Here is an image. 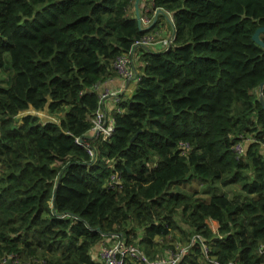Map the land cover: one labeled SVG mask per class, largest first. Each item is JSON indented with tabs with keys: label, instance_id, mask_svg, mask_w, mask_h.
<instances>
[{
	"label": "trees",
	"instance_id": "16d2710c",
	"mask_svg": "<svg viewBox=\"0 0 264 264\" xmlns=\"http://www.w3.org/2000/svg\"><path fill=\"white\" fill-rule=\"evenodd\" d=\"M148 2L173 19V41L157 51L135 44L157 40L164 15L140 28L135 0H0V264H101L92 251L104 236L153 264L183 245L177 264H264V47L253 39L264 0ZM131 50L134 93L119 94L109 138H86L95 86ZM45 106L58 122L17 117ZM193 180L213 190L181 189Z\"/></svg>",
	"mask_w": 264,
	"mask_h": 264
},
{
	"label": "built area",
	"instance_id": "2783aa9c",
	"mask_svg": "<svg viewBox=\"0 0 264 264\" xmlns=\"http://www.w3.org/2000/svg\"><path fill=\"white\" fill-rule=\"evenodd\" d=\"M156 12V10H154ZM167 15L170 17V20L173 21L171 13L169 11H166ZM142 22L147 23V19L145 16L141 18ZM172 36L167 38H158L156 40V36H150L146 35L142 37L141 39L137 40L135 47L139 46H147L149 44H156V43H162L164 42L165 45L163 48H167L172 42ZM134 49V48H133ZM135 60H140L139 54L135 53L134 50H131L127 53H122L116 56V58L112 62V66L114 71L117 73V75L128 81H136L138 82L141 75L140 66L139 68L135 65ZM141 64V60H140ZM100 84H97L95 86V89ZM119 91L114 89L105 88L101 93H99V107L95 110L93 117H92V126L90 128V131L93 133V137L89 136V134L86 135V138H102L107 139L109 138L114 131V118H110L107 113L105 112L103 108L104 100L109 97L113 96L115 98V101L118 103L119 101ZM76 142L80 145H84L90 155H95V148L91 146L89 139H83L80 137L76 138ZM181 151L182 154H187L190 147L189 143H181ZM234 151L238 155H242L245 150V144L242 142V140L237 141L233 145ZM119 180V177L117 175H112L111 180L108 182V186L114 187L117 181ZM197 238L201 239L202 235L199 233H195L192 237V241L194 242ZM205 248H207V245H204ZM189 250V245L185 246H178L176 250H170L166 256H163L161 259L162 264H177L180 258L184 253H187ZM12 257V256H11ZM127 258H133L136 260H139L141 262L153 264L154 261H150L149 258L143 253V251L133 245L126 243L125 240L118 236L115 240L111 241L110 238L104 236L103 240L100 244L99 249V262L101 264H125V261ZM156 262V261H155ZM214 264H220L219 261L214 260ZM5 264V261L3 262ZM14 264H26L24 262H19L18 259L14 260Z\"/></svg>",
	"mask_w": 264,
	"mask_h": 264
},
{
	"label": "crops",
	"instance_id": "0c3cea01",
	"mask_svg": "<svg viewBox=\"0 0 264 264\" xmlns=\"http://www.w3.org/2000/svg\"><path fill=\"white\" fill-rule=\"evenodd\" d=\"M148 7L149 6L147 5V9L152 10L151 8H148ZM165 16L167 17V19L171 23L170 17L167 14L164 15V17ZM155 17H156V13L154 11H153V17L152 18L145 16V18L147 19V23L142 22L143 25L146 26V27L147 26H150V25H154L155 22H156V21H154ZM157 18H158V16H157ZM162 22L163 21H160V23L158 24L157 28L155 29V32L158 33L159 38L160 37L167 38L166 36L170 35L169 32H171V30H172L171 29L172 25L165 26V25H163ZM153 47L156 49V51L157 50H160L161 48H163L160 44L155 45ZM136 87H137V82L136 81L124 80V79L120 78L116 74V75L111 76L105 82L101 83L97 87V91H98V93H101L105 88H109V89L118 90L119 91V94L124 95L125 97H127V96H131L134 93V90L136 89ZM116 105H117V102L115 101L114 95L113 96H109V97H107L104 100L103 108H104L105 112L107 113V115L110 118H112V117L114 118V110L117 108ZM87 134H89V136L93 137L92 131L89 130L86 133V135ZM100 244H101V242L98 243L93 248L92 254H93V258L94 259H98L99 258Z\"/></svg>",
	"mask_w": 264,
	"mask_h": 264
},
{
	"label": "rangeland",
	"instance_id": "374dc122",
	"mask_svg": "<svg viewBox=\"0 0 264 264\" xmlns=\"http://www.w3.org/2000/svg\"><path fill=\"white\" fill-rule=\"evenodd\" d=\"M145 1H146V4L149 6L148 8H151L150 7V2H148L147 0H145ZM147 5H144V4L142 5V3H141V4H139V8L141 10H143L144 14H147V13H149V15L153 14L152 10L147 9ZM134 9H135V3H134ZM165 13H167V12H165ZM165 17L164 16L161 17V20L160 21H163L162 22L163 25L168 26V25H170V22L167 19V17L166 18ZM160 38H162V37H160ZM158 44H160V43H156V45H158ZM160 45L163 47L165 45V43L162 42ZM134 62H135L136 67L139 68V66H140V60H135ZM26 114H35L43 122H46V121H55V122H58V120H59L58 115L52 113L49 110L48 106H45L43 109H39V110H37V109H35L33 107H30L27 110L21 111L18 114L17 117L20 119L23 115H26ZM241 140H242V142H245L246 145H247L248 142L253 141L254 139H253V137L251 135H248L247 137H244ZM192 188L193 189L195 188V189L200 190V191H203L205 188H206V190L210 189L209 187H207V184H205V183L204 184H200L198 181H195V180H193L192 182H190L189 185L186 184V185L181 186V189L182 190H185V191H188V192H191L192 191ZM212 190L213 189L208 190V191L211 192ZM219 190H226L227 192H229L231 194V196H233L235 193H238L240 191V186L232 185V186H229V187H224V186H221L220 184H218V191ZM202 193H204V192H202ZM204 194H207V193H204ZM207 222H208L209 226L213 229V231H217V229H218V222L217 221L208 218L207 219ZM177 234H179V233H177ZM177 237H179V236H177ZM182 243H184V242H182Z\"/></svg>",
	"mask_w": 264,
	"mask_h": 264
},
{
	"label": "water",
	"instance_id": "95a60500",
	"mask_svg": "<svg viewBox=\"0 0 264 264\" xmlns=\"http://www.w3.org/2000/svg\"><path fill=\"white\" fill-rule=\"evenodd\" d=\"M139 4H140V0H135V12H136V17L138 20V26L141 28L142 25V20L140 17V8H139ZM166 11L164 9H156V17L154 19V21H156L158 14L162 13L163 15H166L167 13H165ZM261 33H264V26H260L257 28V30L254 32L253 34V39L256 43H258L259 45H261L262 47H264V40L261 38ZM264 82H262L259 86V99L260 102L262 103L263 107H264ZM216 221V220H215ZM6 264H12V257L10 256L9 258H7L6 260Z\"/></svg>",
	"mask_w": 264,
	"mask_h": 264
}]
</instances>
